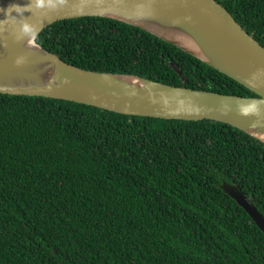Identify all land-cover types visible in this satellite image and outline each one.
<instances>
[{"label": "trees", "instance_id": "1", "mask_svg": "<svg viewBox=\"0 0 264 264\" xmlns=\"http://www.w3.org/2000/svg\"><path fill=\"white\" fill-rule=\"evenodd\" d=\"M217 1L264 45V0ZM37 41L86 69L256 95L110 17L60 19ZM224 180L264 214V142L213 119L0 92V264H264V232Z\"/></svg>", "mask_w": 264, "mask_h": 264}, {"label": "water", "instance_id": "2", "mask_svg": "<svg viewBox=\"0 0 264 264\" xmlns=\"http://www.w3.org/2000/svg\"><path fill=\"white\" fill-rule=\"evenodd\" d=\"M86 15L141 27L256 95L86 69L37 41L38 34L51 23ZM0 92L67 99L130 115L213 119L264 142V45L217 0H0ZM221 186L264 232V214L239 186L225 180Z\"/></svg>", "mask_w": 264, "mask_h": 264}]
</instances>
